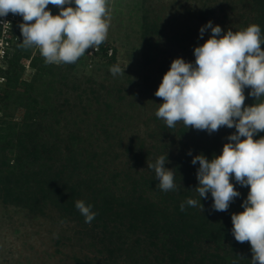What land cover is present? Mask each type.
Returning <instances> with one entry per match:
<instances>
[{"label":"rangeland","instance_id":"obj_1","mask_svg":"<svg viewBox=\"0 0 264 264\" xmlns=\"http://www.w3.org/2000/svg\"><path fill=\"white\" fill-rule=\"evenodd\" d=\"M108 8L101 45L117 50L114 62L101 45L73 64H46L35 46L0 57V264H252L231 221L249 188L233 177L240 196L228 210L215 211L209 192L202 211L191 163L220 155L236 129L169 128L155 92L174 59L195 62L207 22L223 32L257 24L264 37V0H108ZM117 64L124 74L113 76ZM250 91L245 106L256 103ZM162 155L175 174L168 192L148 167ZM78 200L92 205L91 223ZM174 243L183 248L171 252Z\"/></svg>","mask_w":264,"mask_h":264},{"label":"clouds","instance_id":"obj_2","mask_svg":"<svg viewBox=\"0 0 264 264\" xmlns=\"http://www.w3.org/2000/svg\"><path fill=\"white\" fill-rule=\"evenodd\" d=\"M49 5L59 8V14L53 15ZM9 13L23 18L21 46L37 47L46 64L76 63L86 50H98L110 27L108 0H0V17ZM206 29H211V36L194 48L195 62L176 58L163 75L155 92L163 101L156 116L169 128L183 122L187 129L209 134L221 127L236 129L220 155L210 160L203 154L193 157L191 163H199L195 190L199 203L210 192L212 208L225 212L240 196L232 178L249 188L241 205L244 210L231 216L232 235L239 243H250L252 264H264V136L254 139L264 132V37L257 24L223 32L209 21L200 28V38ZM124 70L118 64L109 69L113 76ZM245 88L251 89L248 94L256 100L251 106H245ZM166 159L162 155L155 164H148L164 192L176 188L175 174L165 167ZM186 203L195 207L198 201L188 199ZM75 207L85 223L96 216L92 205L82 200ZM180 209L184 211L183 203Z\"/></svg>","mask_w":264,"mask_h":264},{"label":"built area","instance_id":"obj_3","mask_svg":"<svg viewBox=\"0 0 264 264\" xmlns=\"http://www.w3.org/2000/svg\"><path fill=\"white\" fill-rule=\"evenodd\" d=\"M23 22L20 15L9 13L6 17H0V57L6 56L13 48V43L20 40L17 33L19 25Z\"/></svg>","mask_w":264,"mask_h":264},{"label":"trees","instance_id":"obj_4","mask_svg":"<svg viewBox=\"0 0 264 264\" xmlns=\"http://www.w3.org/2000/svg\"><path fill=\"white\" fill-rule=\"evenodd\" d=\"M50 7H51V9H50V11L52 12V14L53 15H56V12L58 11L59 12V8H57V7H55V6H53V5H49ZM72 7H75V4L73 3L72 5H71ZM17 33L20 35V40L18 41H16V42H14L13 43V52H12V55L13 54H15V51L19 48V47H21V43H22V40H23V37H22V35H21V30H20V27H18V29H17ZM99 50H100V52L102 53V55L107 59V60H109V61H111V62H114V61H116V53H117V50L114 48L113 50H112V53H109V47H107V46H105L104 44L103 45H101L100 46V48H99ZM11 59V58H10ZM228 216H230L228 213H226ZM171 223H173V220L171 221ZM179 240V239H178ZM175 242V241H174ZM182 245V244H181ZM175 247H179V248H183V245L182 246H180L179 244H177V243H174L173 244V249L171 250V252H175V251H177L176 249H175Z\"/></svg>","mask_w":264,"mask_h":264}]
</instances>
